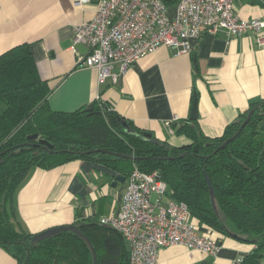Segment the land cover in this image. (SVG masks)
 <instances>
[{
  "label": "crops",
  "instance_id": "1",
  "mask_svg": "<svg viewBox=\"0 0 264 264\" xmlns=\"http://www.w3.org/2000/svg\"><path fill=\"white\" fill-rule=\"evenodd\" d=\"M178 2L171 5L172 14ZM251 2H236L240 17H263L264 7ZM96 3L76 7L72 0H0V56L31 46L51 90L52 110L72 113L102 101L141 132L180 148L191 142L175 135L171 124L196 120L207 137L218 138L252 104L264 100V41L254 33H207L189 55L162 47L129 68L118 83H101L97 70L80 66L89 49L73 40L75 26L94 18ZM114 71L119 73V67ZM118 176L94 160L34 169L16 195L12 220L18 229L38 235L117 216L127 189V178L114 186ZM221 242L216 256L182 246L162 249L158 264H241L255 249L233 238L222 237ZM0 264L18 263L0 248Z\"/></svg>",
  "mask_w": 264,
  "mask_h": 264
},
{
  "label": "trees",
  "instance_id": "2",
  "mask_svg": "<svg viewBox=\"0 0 264 264\" xmlns=\"http://www.w3.org/2000/svg\"><path fill=\"white\" fill-rule=\"evenodd\" d=\"M164 2L172 7L178 0ZM50 94L30 45L0 56V248L18 264H94L89 245L75 233L33 244L34 235L12 220L16 195L34 169L52 170L77 160H94L127 179L135 168L161 172L168 197L185 203L199 227L217 238L237 235L253 244L254 251L241 264H264V100L252 104L218 138L207 137L196 120L171 124L175 135L191 142L178 148L144 140L139 135L145 132L129 122L138 135L126 133L123 118L102 101L72 113L56 112L49 105ZM35 135L37 140L29 139ZM41 140L53 151L41 146ZM73 226L91 242L97 264H129L128 245L114 229L100 222Z\"/></svg>",
  "mask_w": 264,
  "mask_h": 264
},
{
  "label": "built area",
  "instance_id": "3",
  "mask_svg": "<svg viewBox=\"0 0 264 264\" xmlns=\"http://www.w3.org/2000/svg\"><path fill=\"white\" fill-rule=\"evenodd\" d=\"M72 1L81 7L95 0ZM96 1L94 18L75 26L73 40L89 49L80 66L97 70L101 83L108 79L118 83L129 68L162 47L189 55L207 33L230 37L254 33L264 41V16L241 18L236 10L240 0H179L173 14L164 0ZM168 192L157 172L135 168L127 179L120 213L100 220L124 238L129 264H158L160 251L175 246L211 256L221 251V238L209 229L202 233L188 206L171 200Z\"/></svg>",
  "mask_w": 264,
  "mask_h": 264
},
{
  "label": "water",
  "instance_id": "4",
  "mask_svg": "<svg viewBox=\"0 0 264 264\" xmlns=\"http://www.w3.org/2000/svg\"><path fill=\"white\" fill-rule=\"evenodd\" d=\"M252 5H259V6H262L264 7V0H252L251 2ZM105 106V104H104ZM255 113V110H252L246 120L244 121L243 125H242V128L241 130L246 127V125L249 123V121L251 120L252 116L254 115ZM120 123L121 125L124 127V130L126 133L130 134V135H138L137 132L124 120V119H120ZM240 135V132L237 134V136ZM140 137H142L144 140H147V141H150L156 145H162V146H167L164 142H161L157 139H154L153 138V135L151 133H144L143 135H139ZM30 140H37L38 139V136L35 135V136H32L29 138ZM235 139V137L227 140L222 146H221V149L225 148L230 142H232L233 140ZM40 145L45 147L46 149L49 150V152H52L54 147L49 144L48 142L46 141H43L41 140L40 142ZM129 160L131 161H134L135 158H132V157H129ZM162 176V173L159 172L158 173V178H161ZM126 182V178L123 177V176H118L115 180V183H114V186H117L118 183H125ZM207 182L209 184V188H210V194H211V198H212V203H213V206H214V209L217 211L216 207H215V192H214V189H213V186L211 184V181L210 179L207 177ZM63 232H73L75 233L76 235L80 236L82 239L85 240V242L89 245L92 253H93V260H94V264H97V255H96V251L95 249L93 248L91 242L89 241V239L87 237H85L81 231L76 227V226H64V227H58V228H53V229H50L48 231H45L41 234H38V235H34L33 238H32V243L33 244H36V243H39L41 241H44L46 239H49V238H52L60 233H63ZM230 238H233L235 240H239V237L237 235H231Z\"/></svg>",
  "mask_w": 264,
  "mask_h": 264
}]
</instances>
